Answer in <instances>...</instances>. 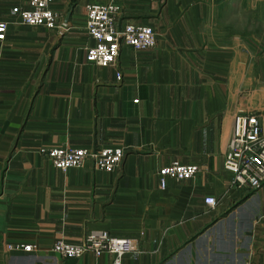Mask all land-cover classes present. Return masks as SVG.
<instances>
[{
    "label": "crops",
    "instance_id": "obj_1",
    "mask_svg": "<svg viewBox=\"0 0 264 264\" xmlns=\"http://www.w3.org/2000/svg\"><path fill=\"white\" fill-rule=\"evenodd\" d=\"M108 1L155 45L121 47L115 67L98 68L84 61L83 6ZM23 2L0 0V264H110L51 251L88 231L134 241L120 264H264V183L236 188L222 169L232 116L264 115V0H56L53 30L18 23L9 10ZM39 148L123 157L60 172ZM170 162L199 171L159 190Z\"/></svg>",
    "mask_w": 264,
    "mask_h": 264
},
{
    "label": "built area",
    "instance_id": "obj_2",
    "mask_svg": "<svg viewBox=\"0 0 264 264\" xmlns=\"http://www.w3.org/2000/svg\"><path fill=\"white\" fill-rule=\"evenodd\" d=\"M56 0H24L14 6L9 14L18 23L30 27L53 30L59 19L51 9ZM85 35L91 41L84 48V61L98 68L115 67L121 47L134 51H145L154 47L155 38L151 28L135 24H119L121 6L113 1L101 4L86 3L83 6ZM7 22L0 20V42L4 40ZM115 79L121 73L115 71ZM264 102V101H263ZM264 106V105H263ZM264 115L237 113L230 120V128L222 159V169L230 175V184L244 190H255L264 183ZM37 153L53 168L65 172L69 168H82L89 164L93 169L109 171L118 167L123 157L120 148H39ZM194 164L170 162L156 172L157 187L163 190L166 180L184 181L197 174ZM203 204L214 208L215 198L206 196ZM8 251L31 253L30 244L13 243ZM135 250V243L128 238H115L104 231H88L75 244L56 240L51 251L63 259H78L86 253L94 257L107 254L110 264H120L121 257Z\"/></svg>",
    "mask_w": 264,
    "mask_h": 264
},
{
    "label": "rangeland",
    "instance_id": "obj_3",
    "mask_svg": "<svg viewBox=\"0 0 264 264\" xmlns=\"http://www.w3.org/2000/svg\"><path fill=\"white\" fill-rule=\"evenodd\" d=\"M261 48H262V47H261ZM261 48H260V49H261ZM260 66H262V63H260Z\"/></svg>",
    "mask_w": 264,
    "mask_h": 264
}]
</instances>
